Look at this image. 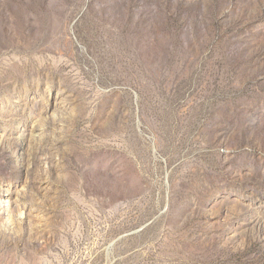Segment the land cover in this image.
I'll return each mask as SVG.
<instances>
[{
	"label": "rangeland",
	"instance_id": "1",
	"mask_svg": "<svg viewBox=\"0 0 264 264\" xmlns=\"http://www.w3.org/2000/svg\"><path fill=\"white\" fill-rule=\"evenodd\" d=\"M0 264H264V0H0Z\"/></svg>",
	"mask_w": 264,
	"mask_h": 264
}]
</instances>
